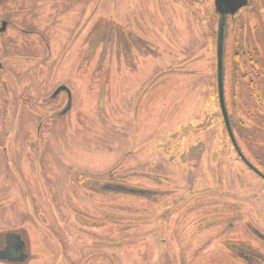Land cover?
<instances>
[{
	"label": "rangeland",
	"instance_id": "rangeland-1",
	"mask_svg": "<svg viewBox=\"0 0 264 264\" xmlns=\"http://www.w3.org/2000/svg\"><path fill=\"white\" fill-rule=\"evenodd\" d=\"M62 1L41 0L36 18L45 20L46 7ZM212 1L69 3L73 17H61L72 50L51 59L60 65L56 81L72 85L74 116L43 121L40 153L27 145L35 141L37 113L49 108L39 97L50 88L31 77L32 103L19 104L11 79L0 76V100L9 105L0 101V230L26 219L36 253L29 264L84 256L89 264H255L231 254L243 246L264 255V180L240 163L218 106ZM247 3L227 19L224 97L238 146L264 173V104L244 75L250 69L258 75L249 51L264 55V0ZM120 22L128 28L122 54L115 45ZM108 179L154 194L101 190L98 180ZM85 223L88 230L77 225Z\"/></svg>",
	"mask_w": 264,
	"mask_h": 264
},
{
	"label": "flooded vegetation",
	"instance_id": "flooded-vegetation-1",
	"mask_svg": "<svg viewBox=\"0 0 264 264\" xmlns=\"http://www.w3.org/2000/svg\"><path fill=\"white\" fill-rule=\"evenodd\" d=\"M44 1L47 2L48 0H44ZM72 1L73 0H63L61 2V5H59L58 7L56 2L55 4L53 3L49 7H46V9L43 11V17H45L44 18L45 20L42 19L38 20L35 16V11L39 9L41 0H0V76L3 79L6 78L5 82L6 80L11 79L12 83L10 84V87L13 93L16 94L15 95L16 97L18 95L21 96V98L17 99L19 104H23V101L24 103H26V101L30 104L32 103V99L27 96V89H29L30 87L31 80H33V83H37L39 87L45 86L47 89L50 88L47 94L39 97L40 99L44 100L43 102L45 104L49 105V108L45 112L37 113L36 118L38 120L40 119V122L34 129L35 141H33L32 143L29 142V144L27 145L28 149L29 147L31 149L32 148L36 149V151L39 153L42 152L43 149V145H42L43 137L41 132L43 121L45 119L47 120L56 119V117H53L54 114H57L58 116H60V118L65 117L71 113L74 116L73 112H74L75 101H74V93H73L72 85L71 83H68L66 81H60V82L56 81L57 80L56 75L58 73L60 65L58 64L57 61H55V59L54 60L51 59L52 53L56 55L58 54L59 56L62 55L65 56L72 50L73 35L71 41H69L67 35L71 34V31H66L65 24H67V22L62 21V17H61L63 12L66 14V17L69 18L73 17L74 12L69 8V3H71ZM212 2H213L214 11L217 15V27H218V20L220 15L215 9L214 0ZM244 6H241L237 11H235L233 15L224 14V19L226 23L225 27L227 25L228 17L235 16V14ZM138 22L139 19L135 18L134 28L137 27L140 28ZM61 25L63 26L61 27ZM51 26L56 28L58 32L56 33L53 32V30H51ZM123 28L128 29L126 25L121 26V22L115 28L116 29L115 33L120 32L115 45L117 47V50L121 54L122 52H127V48H125L126 39L123 38V36H121V32H124ZM111 29L112 27L110 25H106V27L103 28L101 31V33L104 34V36L106 37V40L110 39L111 37V33H112ZM61 33L64 34V38L59 36ZM131 35L132 32L129 31L128 37H130L131 40H133L132 39L133 37L136 38L135 35H132L133 37H131ZM86 36H88V32L86 33ZM86 50H88V47L86 48ZM215 51H216V42H215ZM24 55H29L31 58L35 57L33 59L34 61L30 64L24 65L25 63L21 61ZM8 57L11 58L13 57L14 59L8 60ZM54 61L55 63H53ZM33 70L35 71V73H32ZM26 75H30V77L25 79ZM31 77L33 78L30 80ZM27 79H29L30 82H26ZM5 82H2V85L4 87L6 86ZM216 87H217V82H216ZM0 101L2 102L3 105L9 107L6 98L3 101L1 98ZM59 101H60L59 103L60 106L58 105ZM39 103L41 102L39 101ZM5 106H4V110H5L4 112H7L8 108H6ZM14 109H16L15 110V115H16L19 109L17 107H15ZM75 119L78 120L77 115L75 116ZM231 130L234 135V129L232 128V126H231ZM11 132H13L12 134H14L15 130H12ZM9 133L10 132L6 134ZM226 134L228 136L227 131ZM25 135H26L25 132H22L20 134L17 133L16 137H18L19 139V137ZM232 148L235 154L237 155V157L239 158L240 163L244 165L249 171L254 173L241 160L236 150L234 149L233 145ZM10 149L13 150V147H10ZM22 149L24 150L25 148ZM244 157L247 159V161H249L245 155ZM50 178L54 179V175L50 176ZM259 178L261 179V177ZM98 182L100 184V189L108 192L138 195L141 197H146L147 199L154 194V192L150 189L138 187L136 185H127L119 181H113L108 179L106 181L98 180ZM85 208L87 209V211L91 210L89 207L85 206ZM92 211L95 210L92 209ZM25 224H26V219L22 220L21 224H19L18 227H12V228L9 227L0 230V264H29L32 262L33 255L36 253H34L33 251V241L31 240V237L28 233L27 230L28 226ZM28 224L31 227H35L37 225L32 223H28ZM77 225L81 226L82 228L85 227L87 230L90 227V225L87 223L82 225L80 224ZM98 225L100 226L101 224L98 223ZM38 226L49 228V226L44 223L43 224L39 223ZM227 227L230 228L229 225ZM98 243H102V241H98ZM231 254H234L239 259H242L247 262H250L253 260V258H255V260H257L255 264H260V262H264V255L259 254L260 256H252L255 254L250 252L249 249L245 246L236 247L232 249ZM74 260H78V261H76V263H73L72 261ZM72 261L71 263L70 262L68 263L69 264L90 263L89 262L90 259H88V257L86 256L81 257V261H79V258H74ZM53 262H54V258H53Z\"/></svg>",
	"mask_w": 264,
	"mask_h": 264
},
{
	"label": "water",
	"instance_id": "water-1",
	"mask_svg": "<svg viewBox=\"0 0 264 264\" xmlns=\"http://www.w3.org/2000/svg\"><path fill=\"white\" fill-rule=\"evenodd\" d=\"M247 0H214L216 11L220 17L218 20L217 36H216V82H217V98L219 109L222 115L224 126L228 133L229 139L241 160L251 169L257 176L264 179V174L253 166L241 153L236 139L232 133L229 114L227 111L224 97V55H225V19L224 14L233 15L241 6H244Z\"/></svg>",
	"mask_w": 264,
	"mask_h": 264
},
{
	"label": "trees",
	"instance_id": "trees-1",
	"mask_svg": "<svg viewBox=\"0 0 264 264\" xmlns=\"http://www.w3.org/2000/svg\"><path fill=\"white\" fill-rule=\"evenodd\" d=\"M247 44V43H246ZM243 48V49H242ZM241 48V50L244 52V46ZM251 52L252 56L250 55L249 59L250 62L255 64L258 68V75L254 73L252 69L251 72L245 73L244 75L247 76L249 79V88H250V93L255 94L257 101L261 102L264 104V89L258 87V85L255 84V77L262 78L264 82V55H261L260 53L257 52V50L253 49Z\"/></svg>",
	"mask_w": 264,
	"mask_h": 264
}]
</instances>
